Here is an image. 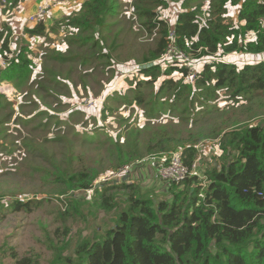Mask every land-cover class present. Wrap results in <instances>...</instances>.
<instances>
[{
  "label": "rangeland",
  "instance_id": "obj_1",
  "mask_svg": "<svg viewBox=\"0 0 264 264\" xmlns=\"http://www.w3.org/2000/svg\"><path fill=\"white\" fill-rule=\"evenodd\" d=\"M166 1L167 7L169 1H181V7L200 3V0H190L188 5L187 0ZM134 2L132 0L131 5L135 8ZM204 8L206 10L208 6ZM14 15L0 14V28L5 22L11 32L9 22ZM45 16L46 13L41 18ZM209 16L199 14L201 18ZM177 18L160 16L157 21L166 22L169 33L177 24ZM223 18L237 26L235 6H230ZM59 22L67 31L76 28L64 26L63 20ZM112 22L120 26L124 41L141 37V42L137 41L142 55L137 59L135 69L143 70L149 63L143 61L144 58L149 57L155 48L157 30L150 33L140 18L136 23L135 19L124 14L118 15V20L102 22L100 29ZM58 29L59 26L56 31ZM88 34L90 30L80 29L59 38L68 46L72 39ZM247 37L250 39L252 35ZM146 38L148 41L154 39V42H142ZM21 42L20 36L13 37L12 48H18ZM49 48L42 46L38 49L47 53L42 59V81L37 78L35 82L30 81L33 69L28 67L25 75V68L17 65L14 70L18 73L14 79L0 82V264H16L19 259H28L31 264H56L60 256H73L77 244L83 239L102 238L125 206L124 195L128 189L112 186L120 182L113 174L124 165L131 166L129 183L138 185L143 197L169 200L171 196L166 185L162 190L163 181L155 176V160L161 154L155 152V142L159 139L169 140L164 147L188 144L194 139L195 159L205 171L218 166L223 156L219 149L220 137H212L214 134L256 125L260 121L262 124L264 120V90L230 98V93L218 89L216 98L207 102L208 106H216L211 109L198 101L192 104L190 100L196 98L194 94L189 96V101L182 102L176 100L172 89L158 92L162 80L167 79L166 75L156 77L149 85L143 83L148 77L136 81L134 76L139 72H134L129 82L124 81L105 101H101V97L108 93L104 92L105 83L115 73L114 69L106 67L103 51L93 49L90 43L69 45L63 55ZM31 53L34 56L35 52ZM220 53L200 52L189 57L196 73L203 70L207 60L231 62L240 69L246 64L264 61L263 53ZM16 54L15 51L14 56ZM119 54L123 56L124 49ZM21 55V62L27 59V55ZM73 56L75 58L71 59ZM164 61L167 66L187 71L175 55L166 56ZM170 77L175 82L180 79L193 82L190 76H183L179 70L173 71ZM4 84L11 86L9 95L2 92ZM136 96L142 97V103L134 102ZM43 105L50 107V111H41ZM199 110L201 112L194 114ZM34 111L39 112L34 114ZM60 170L68 174L86 170L95 178L93 188L100 187L96 184L109 186L110 189L103 193L112 194L118 207L111 212L99 209L100 202H96L99 197L95 198L93 189L66 190L65 184L57 179ZM18 199H32L34 202L29 209L15 211L11 204Z\"/></svg>",
  "mask_w": 264,
  "mask_h": 264
},
{
  "label": "trees",
  "instance_id": "obj_2",
  "mask_svg": "<svg viewBox=\"0 0 264 264\" xmlns=\"http://www.w3.org/2000/svg\"><path fill=\"white\" fill-rule=\"evenodd\" d=\"M18 1L0 0V11L12 10ZM189 1H185L187 5ZM113 3L114 0H88L80 12L65 18L64 24L90 30L92 39ZM232 5L235 6L237 26L223 18ZM134 6L137 22L140 18L147 31L158 27L155 48L143 60L154 62L167 48L168 27L166 22L157 21L156 11L158 6L167 7V1L135 0ZM202 13L210 16L201 18L199 14ZM263 20L264 0H200L192 7L184 4L175 25V45L190 57L200 52L216 54L218 51L220 54L263 53ZM26 31L43 35L45 26L37 22L33 29ZM248 35L252 37L249 39ZM9 37L10 29L3 24L0 28V56L5 61L10 52ZM92 43L99 44L98 40ZM28 62L23 60L21 65L12 60L4 69L0 66V82L12 81L18 73L14 68L27 66ZM205 63L193 82L173 81L170 77L173 71L179 70L183 76H187V71L167 64L164 68L155 64L140 71L144 78L148 77L143 83L149 85L156 77L166 75L167 79L162 80L158 92L172 89L176 100L182 102L189 101V96L194 94L196 98L190 100L192 104L198 101L208 106L207 102L216 98L218 89L230 93V98L264 90V61L246 64L241 69L222 60H207ZM134 102L142 103V97H134ZM208 107L216 108L215 105ZM199 112L201 110L194 114ZM212 137H220L219 148L223 156L218 166L203 172L204 183L196 176L170 182L167 191L171 198L154 200L143 197L138 185L119 179L120 182L112 186L127 188L128 192L124 195L125 206L116 216L113 227L106 230L102 238L83 239L77 244L73 256H60L56 264H264V198L258 194H264V120L262 124L260 121L224 134L218 132ZM167 142L169 140L163 138L155 142V152H179L186 165L192 164L197 153L194 139L188 144L164 147ZM57 179L68 191L93 189L95 198L99 197L96 202H100L101 210L111 212L118 207L112 194L103 193L110 189L109 186L100 184V187L93 188L95 178L86 170L71 174L60 170ZM33 202L32 199H18L11 205L18 211L29 209ZM96 202L93 201L95 205ZM16 264L31 262L19 259Z\"/></svg>",
  "mask_w": 264,
  "mask_h": 264
},
{
  "label": "crops",
  "instance_id": "obj_3",
  "mask_svg": "<svg viewBox=\"0 0 264 264\" xmlns=\"http://www.w3.org/2000/svg\"><path fill=\"white\" fill-rule=\"evenodd\" d=\"M87 1L88 0H20L18 5L15 7L16 9H18L17 11L14 10L15 8L9 10L8 12L1 10L0 14L6 15L7 13H9L8 15H12L13 13H15V15L11 18L9 22L11 32L8 41V48L10 52L7 54L6 61L3 60V58L0 56V66L2 67L3 65H8V63L12 60L16 61V63L21 64L22 62H20L21 59L18 56V54L23 53V55H27V59L29 60L27 66L25 65L23 66L25 68L24 74L26 75L27 68L30 67L34 71L33 75L30 78V81L35 82L34 80L36 78L39 81H42L43 79V77L41 76V72H42L41 65L43 63L42 59L47 53L43 52L42 49L38 50L39 48H41L42 46H46V47L48 46L50 47L49 48L50 50L63 55L64 53L67 52L65 51V49L67 50L69 45L72 46V44H76L77 46H79L80 43L81 44L90 43L94 49L99 48L100 50L103 51V56L106 59L105 62V64L107 65L106 67L115 70L112 79L109 82L105 83L104 92H108V93L104 96L102 95L103 98L101 97V101H105L112 91L122 86L124 81L129 82L132 78V76L130 75H132L134 72L136 73L139 72L134 76L137 77L136 81L144 79L143 75L141 74V71L138 70L137 68H136L137 70L135 69V67L137 66L136 65L137 59L140 58L142 55V51L139 48L140 45L139 42H141L140 41L141 37H133L131 39L130 38L127 39V41H124L122 39V37L124 36L121 33V28H119L120 26H118L114 22H112L111 24H107L102 29H100V26L97 27L95 29L97 32L94 33L92 39L90 37V34L86 36L77 37L72 39V42H70L68 46L64 44V40L62 38H59L67 34H73L75 31L79 32V27H76L73 31H67L65 27H62V22L59 21L60 20L65 21V18L69 17L70 15L71 17L73 15H76V13L81 11V9L83 8L84 4ZM180 3L181 1H179L178 3L169 1V5L167 8H163L162 10H156L158 18L160 16L167 18L170 15L171 18L176 19L177 15L183 10L182 9L183 7L180 6ZM131 4H132V0H114V3L111 4L110 10L104 14L103 22L108 23L109 21L118 20V15L121 16L122 14H124L127 16H131L133 19H135L137 23V18L133 13V8ZM40 6L46 7V16L43 18H37L34 22H27L26 21L27 17L30 14L34 13L36 9ZM37 22H42L45 26V32L43 35H35L33 33H28L26 31L27 29H33L34 26L37 24ZM64 23L63 25L66 26ZM136 23L134 25L135 27H136ZM3 24L8 26L7 23L5 22L2 23V25ZM57 26H59L58 31H56ZM153 29L157 30L158 27L156 26ZM152 30L150 31V33L152 32ZM18 36H20L22 42L18 48L13 49L11 46V40L13 37L16 38ZM147 38L142 42L148 41ZM155 38L156 36L154 37V39ZM154 39L148 42L153 43ZM94 40H98L99 44L97 45L92 43ZM122 49H124L123 56L119 54L120 50ZM15 51L17 52V54L14 56ZM31 51L35 52L34 56L36 57L32 55ZM107 52H109L110 54H108ZM165 57H166L165 55H162L161 57L156 59L154 61L156 62L155 64H158L161 67L165 66L166 65L164 61ZM74 58L75 57L73 56L71 59ZM111 72L113 73V71ZM127 76L128 78L125 79ZM116 81L119 82L116 83ZM13 90L15 91L14 88ZM2 92L5 93L6 95H9L12 92L11 86L9 84H4ZM50 109H51L50 107L43 105L40 110L48 112L50 111ZM34 112H32V115ZM37 112H35L34 114H36ZM201 170L203 174L204 170L203 169ZM129 178L125 179L128 181V183L131 182ZM165 185H166V189L168 190L167 182L162 183L161 186L162 190H165L164 189Z\"/></svg>",
  "mask_w": 264,
  "mask_h": 264
},
{
  "label": "built area",
  "instance_id": "obj_4",
  "mask_svg": "<svg viewBox=\"0 0 264 264\" xmlns=\"http://www.w3.org/2000/svg\"><path fill=\"white\" fill-rule=\"evenodd\" d=\"M163 8L161 6L157 7V10H162ZM46 10L45 6H40L36 9V11L32 14H30L26 21L27 22H33L36 18H41V16H44V13ZM9 10L5 11L8 12ZM175 25L173 30H171L168 33V43H167V48H166V53L163 55L165 56H172L175 55L177 56L181 62L182 66L187 67V75L190 76L191 79H194L197 75L196 71L193 68L192 65V60L191 58L184 52L183 50L177 48L175 45ZM155 34H153L154 36ZM190 63H189V62ZM156 62H149L144 65L145 68L150 67L154 65ZM5 66V65H3ZM193 69H192V68ZM1 85V83H0ZM131 172V166L129 165H124L121 167L117 172L113 174L114 177H117L118 179L124 178L127 174ZM155 176L163 181L170 183L172 181L177 182V181H182L187 177H192L196 176L200 180L205 182V177L202 174V170L199 168V163L198 161H194L191 165H186L179 153L177 152H171V153H162L158 154L155 160ZM264 198V194L261 192L258 193Z\"/></svg>",
  "mask_w": 264,
  "mask_h": 264
},
{
  "label": "bare ground",
  "instance_id": "obj_5",
  "mask_svg": "<svg viewBox=\"0 0 264 264\" xmlns=\"http://www.w3.org/2000/svg\"><path fill=\"white\" fill-rule=\"evenodd\" d=\"M46 11V10H45ZM189 62V61H188ZM190 63V62H189ZM183 67H185V66H183ZM186 69H187V67H185ZM7 86V85H6ZM5 86V87H6ZM2 88H3V86H2ZM169 153H171V152H169ZM177 153H179V152H177ZM179 155L181 156V154L179 153ZM181 158H182V156H181ZM183 160V159H182ZM194 161H198L197 159H195ZM194 161H192V163L194 162ZM199 163V162H198ZM199 168H200V166H199ZM174 181H172V183H173ZM177 182H180V181H177Z\"/></svg>",
  "mask_w": 264,
  "mask_h": 264
},
{
  "label": "water",
  "instance_id": "obj_6",
  "mask_svg": "<svg viewBox=\"0 0 264 264\" xmlns=\"http://www.w3.org/2000/svg\"><path fill=\"white\" fill-rule=\"evenodd\" d=\"M128 175L129 174H127L124 178H122V179H127L128 178ZM115 180H119V179H115ZM96 185H100V184H96Z\"/></svg>",
  "mask_w": 264,
  "mask_h": 264
},
{
  "label": "clouds",
  "instance_id": "obj_7",
  "mask_svg": "<svg viewBox=\"0 0 264 264\" xmlns=\"http://www.w3.org/2000/svg\"><path fill=\"white\" fill-rule=\"evenodd\" d=\"M1 83H3V82H1Z\"/></svg>",
  "mask_w": 264,
  "mask_h": 264
}]
</instances>
